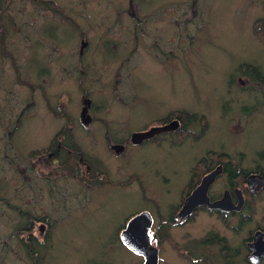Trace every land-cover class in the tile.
<instances>
[{
  "label": "rangeland",
  "instance_id": "374dc122",
  "mask_svg": "<svg viewBox=\"0 0 264 264\" xmlns=\"http://www.w3.org/2000/svg\"><path fill=\"white\" fill-rule=\"evenodd\" d=\"M44 2L56 8L48 11ZM146 3L2 0L0 21L4 16L6 22L0 24L7 26L8 55L0 47V196L11 205L20 198L24 210L46 216L55 235L53 251L46 250L49 264H144V258L128 250L118 234L129 217L142 211L151 212L156 221L150 232L151 243L160 253L159 264H192L173 243L194 252V242H202L208 234L229 239L235 254V249H242L248 229L257 223L264 226V193L256 199L253 221L242 230L235 221L226 228L206 212L187 225L175 226L169 221L180 205L192 169L211 151L229 154L233 162L249 169L258 165L264 171V161L259 159L264 150V88L242 68L250 63L264 72V45L253 32L254 22L264 18V0ZM145 9L150 22L141 17ZM173 11L177 16L170 19ZM128 12L143 25L146 20L143 28H148L150 37L164 38L162 50L168 53L180 45L179 56L168 55L167 62L159 66L154 51H149V60L144 52L148 40L137 32L136 42ZM56 24L59 29L50 34L48 29ZM174 34L180 35L182 44L176 40L172 48ZM82 41L90 43L83 57ZM85 97L93 99V118L97 120L89 131L82 128L80 118ZM154 100V104H181L206 116L209 129L205 136L198 142L189 139L177 148L171 146L169 137L161 144H128L123 154H115L112 145L126 142L128 136L144 129ZM65 124L75 125L80 153L105 170L110 181L124 186L133 176L138 180L126 190L118 189V184L88 187L84 183L81 188L74 173L30 156L33 150L49 147ZM201 127H192L194 135ZM105 134L117 139L110 142ZM216 187L223 190L225 180ZM25 224V218L0 205V264H5L6 256L9 264H34L22 259L19 249L23 236L17 228ZM37 227L35 235L42 240ZM212 248L200 247L197 254L210 256L215 264L228 263L218 246ZM239 254L235 264H245Z\"/></svg>",
  "mask_w": 264,
  "mask_h": 264
},
{
  "label": "flooded vegetation",
  "instance_id": "af4514ba",
  "mask_svg": "<svg viewBox=\"0 0 264 264\" xmlns=\"http://www.w3.org/2000/svg\"><path fill=\"white\" fill-rule=\"evenodd\" d=\"M131 5V3H130ZM140 5H146V0H140ZM170 13V12H168ZM148 11L142 10L141 12V17H143L144 19H149V22L151 21V16L148 17L147 16ZM33 15V13H32ZM170 19L176 17V12L173 11L172 15H169ZM128 17L131 18L130 21V31L132 33H134V37L136 38V42L138 36L135 34L137 32H141L143 33V38H146L148 40V42L144 41L145 46H144V52L148 54L149 56V60H151L150 58V53L149 51H154V62L156 61L158 63L159 66H162L163 62H167L164 60V58H167L168 55L169 56H179V54H177L176 50H173L171 52H166L163 49L164 44L162 43V40L164 39L162 36L158 35L156 38H153V36L150 37V34L148 33L149 30L148 28H146V30L143 28L146 25V20L144 21V25L141 21H139L138 19H133V12H128ZM31 25L34 28L35 27V20L34 18L31 19ZM175 35V41L172 42V48H173V44L175 42H177L176 37L179 34H174ZM180 36V35H179ZM174 37V36H173ZM151 41H153V43L151 44ZM86 43L87 47L83 48V44L82 43ZM82 46H81V51H80V55L81 57H83L87 51H88V47L90 45V43L82 41ZM147 44V45H146ZM180 44V43H179ZM138 49V44L133 46V50L132 52L134 54L135 51ZM179 49L181 50V47L179 45ZM182 51V50H181ZM115 55V54H114ZM168 59V58H167ZM148 60V61H149ZM173 61V60H172ZM176 61H178V57H176ZM240 84L244 85V81L243 79L239 80ZM87 99H91L88 97H85L84 100ZM83 100V101H84ZM92 103L90 105L89 108V114H91V112L94 111V106H93V99H91ZM155 100L151 102V104H153V109L149 112V114H146V119L144 122V129L143 130H139L138 132H134V133H145L148 132L152 129L155 128H166L167 126H169L170 124L174 123V122H178V126H176L175 130L172 131H166L163 133H158L155 135V137H153L152 139L145 141V143H152V144H161V141L166 138H172L173 140H177L178 138H182L181 136L178 137L179 135H177L180 132H184V131H193L191 130L192 127H188V123L186 122V119L189 117L190 114H197V113H192L191 111H189V109L182 107L181 104H176V105H171L167 102L164 103H157L154 104ZM84 105V103H83ZM83 107V106H82ZM158 107V109H157ZM84 107L82 108L81 112L83 111ZM245 111H247V108H243ZM91 122L88 125H84L82 123L81 120V126L83 129L89 131L91 129V127L93 126V124L95 122H97V120H95V118H93V116H91ZM197 124H195L194 126H196ZM75 125L73 124V126L70 124L67 125H61L59 127V131L58 133L54 136V138L51 140V144L54 143L55 145L53 147H51L50 151L39 155V157H36L37 160L41 159V163H52V164H57L58 166H61L60 159L61 157H71L67 158L68 162L70 163L72 158H74V160L76 161L75 166L73 167V172H75L73 174L74 178L76 179V181L79 183V185L81 186V188L84 185V182H82L81 178L83 176V174H85L91 181L90 178V174H93V172H95L96 168L95 166L91 163L90 160H88L87 158L84 157L83 154H81L80 152H78V150H76V135H77V129H75L74 127ZM193 126V127H194ZM62 132V137H59L57 139H55V137L60 134ZM201 132V130H200ZM133 133V134H134ZM128 136V141H126V143H124V148L125 150L127 149V147L132 144V135ZM105 138H108L110 142H113V140L115 139L113 136V139L110 138L108 136V134L104 135ZM192 139V138H190ZM56 140V142H55ZM172 140V141H173ZM171 141V143H172ZM144 143V144H145ZM50 144V145H51ZM129 144V145H128ZM143 144V145H144ZM115 145V144H114ZM113 146V145H112ZM111 146V147H112ZM50 147V146H49ZM47 147V148H49ZM46 148V149H47ZM43 149V148H42ZM45 149V148H44ZM124 150V151H125ZM77 151V152H76ZM123 154V153H121ZM226 159H228V161H222L221 163L218 164L215 169H212L209 173H206L202 176L201 182L200 184L196 187H200V185L202 184L203 179L210 175V173L216 171L219 168H222L221 174L218 175V177L216 178V180L211 184L210 189L207 193L208 198L210 199V205L214 204V203H218L221 202L222 199L224 198V195L227 194V196L229 197V203L228 205H226L228 207L229 210H220L219 208H210L208 204H202L201 206H198L196 208V211L191 215V217L189 219H187V222L184 223L183 225H187L190 223L191 218L194 219L199 215L202 214V212H206L207 214L216 217L217 219H219L221 221V223L226 227V228H231L232 227V223L235 221V223H237L238 228L240 230L245 229V225H249L253 219H254V215L255 212L258 210V206H257V200L259 195L264 193V188L262 189H258L257 188L260 186L259 185V181L258 180H262L264 182V171L262 169L259 168V166L257 165L255 168L253 166L252 169L246 168L243 165H240L239 162L236 163L235 161L233 162L232 157L229 154H224L222 153ZM120 155V154H119ZM239 158L241 159L242 156H244V154L242 155H238ZM203 160H209L206 157L201 158V160L199 161H203ZM72 167H69L70 170H72ZM61 168V167H60ZM17 171V169H16ZM63 172H65L62 169ZM239 179L240 180H245V183L247 185V190L246 189H241L238 184L237 181L239 183ZM225 180V188L223 190H217V185L221 183V181ZM252 183L251 185L249 184ZM86 186L91 187L92 184H89L88 182H86ZM118 189H123L126 190V187L128 186V183L124 184V186L119 187V184L117 185ZM195 191H193L194 193ZM240 196L243 198V202L240 204L241 200H240ZM190 197V196H188ZM187 197V198H188ZM186 198V200H187ZM20 198H18L17 200L15 199V203L13 205H11L10 200H7L3 197L0 196V205L2 207H4V209L7 207V209H12L14 214H17L20 219H22V215H30L32 216V219L30 222H27L29 224V227L32 229L34 228V237L37 240L38 245H44L41 246L46 247L47 244L50 243V239L53 237L54 238V232H52L51 228L53 227L51 224L49 225V221L46 219V216L42 217H38V216H34L32 214V212L30 210H24L23 207L20 205ZM185 200V201H186ZM18 203V204H17ZM185 203V202H184ZM184 203L182 204V206L180 207L179 211L171 217H170V223L175 225V226H179V222L180 220L176 219L177 216L179 215V213L181 212V209L184 205ZM240 205V206H239ZM227 222V224H226ZM156 223V221H155ZM263 223L259 224L257 223V225H255V227L248 229V232L246 234V237L243 239L242 241V249L237 250L238 252V256H240L239 253H241V255L243 256V260L244 263L246 264H255L252 260L251 257L254 254V251L251 249V245L255 242V237L256 234L261 233V238L263 239L262 241L264 242V226H262ZM39 225V229L42 235V240H39L38 237H36V228H38L37 226ZM182 226V225H181ZM126 227V225L124 226V228ZM23 228V227H22ZM123 228V229H124ZM235 228V227H234ZM17 229H21V227H18ZM47 229V230H45ZM121 231L118 233L119 237L121 239ZM20 234V233H18ZM21 236H23V234H21ZM219 236V235H218ZM222 240H225L227 242V248L230 249V240L227 238H223L221 236H219ZM260 246H259V254H260V258H259V264H264V256H262V248H261V240H259ZM3 249V248H2ZM5 249V248H4ZM23 253L22 259L23 258H28L30 260L28 261H32L34 262V264H49L48 262H50V258L48 257L49 254L46 253H38L35 254L33 258H29L27 254L24 253V250L21 251ZM31 257V256H30ZM258 257V256H257ZM3 260L5 261V264H9L11 260H9L8 256H6V258H3ZM48 261V262H47ZM52 263V262H50Z\"/></svg>",
  "mask_w": 264,
  "mask_h": 264
},
{
  "label": "trees",
  "instance_id": "16d2710c",
  "mask_svg": "<svg viewBox=\"0 0 264 264\" xmlns=\"http://www.w3.org/2000/svg\"><path fill=\"white\" fill-rule=\"evenodd\" d=\"M50 1V0H48ZM2 0H0V10L1 12L3 13V9H2ZM46 4V6L49 8L48 11H53L54 7L51 6L50 3L48 2H44ZM53 4V3H52ZM55 5V4H53ZM58 12H60L59 8H58ZM62 14V13H61ZM3 15V14H2ZM1 13H0V18H1ZM63 16V15H62ZM4 17V16H3ZM2 17V20L0 21V23L4 22V18ZM64 17V16H63ZM66 18V17H65ZM67 20H69L68 18H66ZM6 22V21H5ZM71 27L74 28V24L71 23ZM253 32H254V35L257 37V39L264 45V18H259L257 19L254 24H253ZM59 25H55L53 27H50V29H48V32L50 34H54L57 32V30L59 29L58 27ZM7 28V26H5V24H0V47L2 48V52L4 51V54L5 55H8L6 54V39L8 38L7 36V32L5 31V29ZM57 29V30H56ZM65 32V31H64ZM51 37V36H50ZM53 37V36H52ZM54 38V37H53ZM243 68V71L246 75L250 76L251 79L254 80V82L256 83V85H258L259 87H263L264 88V72L261 68H257L253 65H251L250 63L248 65H245V66H242ZM186 122L188 123V127H193L195 124L197 125H200L202 126L201 127V132L198 134V135H194V132L193 131H184V132H180L178 133L177 135H179L178 137H182V138H178L177 140H173V142L171 143V146L173 147H180L182 146L186 141H188V139L192 138L194 141H197L201 139V137L205 136V133L208 131L209 129V123H207V118L206 116H203V115H200L199 113L197 114H190L189 117L186 119ZM68 127V126H67ZM192 130V129H191ZM62 132L60 134H58L55 139L59 138V137H62ZM202 137V138H203ZM76 150H78V152H80L81 150L79 149V146H78V140H76ZM56 142V140H55ZM55 144L52 143L50 145L49 148H43V149H39V150H33L31 151L30 153V156L32 158H36V157H39V155H42V154H45L47 152H49L51 149V147H53ZM77 152V151H76ZM208 156L206 158H208L209 160H203V161H199L195 167L192 169V174H191V179H190V182L189 184L185 187V189L183 190L182 192V196H181V202H180V205L175 209L176 211L172 214V216H174L180 209V207L182 206V204L185 202L186 198L188 196H190V194L196 189V187L200 184L201 182V179H202V176L206 173H209L212 169H215V167L221 163V160L222 161H228V159H226V157L222 154V153H217V152H213L211 151L210 153L207 154ZM85 157V155H84ZM67 158H70L71 157H68ZM66 157H61L60 159V162L61 163V168L65 171V172H70L71 174L72 173H75L73 172V167L75 166V163L76 161L74 160V158H72L71 162L69 163L68 160H67ZM86 158V157H85ZM88 159V158H87ZM259 159L260 161H264V150L263 152L260 153L259 155ZM89 160V159H88ZM91 161V160H90ZM91 163L95 166L96 170L95 172H93V174H90V178H91V181L88 180L89 178L83 174L81 180L82 182L86 183H90V184H94L95 185H117L118 182L116 183H113L112 181H110L108 179V175L106 173V171H101L99 170V167L95 165V163L93 161H91ZM73 166V167H72ZM69 167H72V170L69 169ZM260 169L263 170V167H259ZM130 183L133 184V182H135L137 179V177L133 176L131 179H130ZM122 184V183H121ZM126 184V183H125ZM237 184L238 186L243 190V189H246L247 190V185L245 183V180H240L239 179V183L237 181ZM124 185V184H123ZM119 186H122V185H119ZM7 201V200H6ZM22 218H25V221L27 222H30L31 219H32V216L30 215H22L21 216ZM133 217V216H131ZM129 217L126 221H125V224L124 225H127V222L128 220L131 218ZM194 221V216L193 218H191V221L190 223ZM227 224V222H226ZM23 226H21V229H17V232L21 234H23V237L21 238V240L19 241V249L24 250V253L28 255L29 258H33L35 254H38V253H50L53 251V247H52V244L54 242L53 240V237L49 240L50 241V245L48 246V248H38V243H37V240L36 238L34 237V228H30L29 227V224H25V226L22 228ZM124 228V227H123ZM123 228H119L118 229V233L120 231L123 230ZM27 235V236H26ZM25 238H28V239H25ZM55 238V237H54ZM157 238V237H156ZM53 241V242H52ZM195 244L192 245L191 249H194L195 251L194 252H191V251H188L185 247H182L180 248L179 245H177L176 243H173V246L176 248V251L179 252V254L181 256H183L184 258H186L189 262H191L192 264H200V263H205V264H215L214 262H211V259L210 256L208 255H204L201 257L197 254V249L198 248H210V249H213L212 247L214 246H218L221 250V254H222V257L224 259H227L228 263L230 264H235V261H236V258L238 257V252L237 250H235V254L234 252H232V250L228 249L227 247V242L225 240H222L217 234H208L207 235V238H204L202 240V242H194ZM45 244V243H44ZM43 244V245H44ZM43 245H40V246H43ZM47 247V246H46ZM47 249H50L48 252L46 251ZM41 250V251H40ZM31 256V257H30ZM225 261V260H224ZM226 263V264H228Z\"/></svg>",
  "mask_w": 264,
  "mask_h": 264
},
{
  "label": "water",
  "instance_id": "95a60500",
  "mask_svg": "<svg viewBox=\"0 0 264 264\" xmlns=\"http://www.w3.org/2000/svg\"><path fill=\"white\" fill-rule=\"evenodd\" d=\"M83 48L87 47L86 43H82ZM84 109L82 111V118L85 125L90 124L91 118L87 115L89 112L90 105L92 103L91 99L84 100ZM178 126V122H174L167 126L166 128H155L145 133H134L132 137V144L135 145H142L146 140L152 139L158 133H163L166 131H172L176 129ZM113 149L116 150L117 154L123 153L125 148L123 146L114 145ZM222 168L217 169L216 171L210 173V175L206 176L200 187L192 194L190 197L187 198L185 201L181 212L177 216L176 219L180 220L179 224H184L187 222V219L191 217V215L196 211L198 206L202 204H208L210 208H219L220 210H229L226 205L230 204L229 197L227 194L224 195V198L221 202L214 203L210 205V199L208 198V191L210 189L211 184L216 180L219 174H221ZM259 181V187L257 190L264 188V182L262 180ZM249 184L251 185L252 183ZM252 186V185H251ZM240 204L243 202V198L240 196ZM240 206V205H239ZM125 229L121 232V241L126 247L132 251V253L136 254L137 256H142L144 258V264H159L160 260V253L159 250L151 243V232L150 230L153 228L155 221L150 212H143L140 213L127 222ZM259 240H261V248L262 256H264V242L261 238V233L256 234L255 242L251 245V249L254 251V254L251 257V260L255 264H259ZM258 256V257H257Z\"/></svg>",
  "mask_w": 264,
  "mask_h": 264
},
{
  "label": "bare ground",
  "instance_id": "6f19581e",
  "mask_svg": "<svg viewBox=\"0 0 264 264\" xmlns=\"http://www.w3.org/2000/svg\"><path fill=\"white\" fill-rule=\"evenodd\" d=\"M176 39H177V41L179 40V43L180 44H182V39H181V37L180 36H177L176 37ZM173 50H176V51H178L179 50V52H181V50L180 49H178L177 50V48H173ZM94 110H95V108H94ZM94 112V111H93ZM93 112H91V114H89V112L87 113V115L89 116V117H91V116H93ZM82 112L80 113V118H81V120H82V123L84 124V122H83V118L81 117L82 116ZM92 119V118H91ZM85 125V124H84ZM115 138V140L117 139L116 137H114ZM189 140V139H188ZM52 142V141H51ZM51 142H50V144H51ZM187 142V141H186ZM185 142V143H186ZM124 143H126V142H123V143H121V144H118L119 146H123L124 145ZM50 144H49V146H50ZM124 147V146H123ZM111 149H112V151L113 152H115V154H116V150L115 149H113L112 147H111ZM93 185H95V183L94 184H92V186ZM128 185H131V183L130 182H128ZM198 188H196L194 191H196ZM193 194V192L190 194V195H192ZM143 212H149V211H142V212H139L138 214H140V213H143ZM151 213V212H150ZM138 214H136V215H138ZM136 215H133V217L134 216H136ZM132 218V217H131ZM130 218V219H131Z\"/></svg>",
  "mask_w": 264,
  "mask_h": 264
}]
</instances>
